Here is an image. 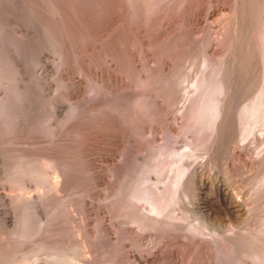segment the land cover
<instances>
[{"label":"rangeland","instance_id":"1","mask_svg":"<svg viewBox=\"0 0 264 264\" xmlns=\"http://www.w3.org/2000/svg\"><path fill=\"white\" fill-rule=\"evenodd\" d=\"M131 1L0 0V76L6 75L0 89V264L63 258L65 264H257L243 253L264 225V109L257 110L264 101L257 100L264 0ZM222 63L231 75L222 87L223 72L213 77L215 87L199 106L203 132H186L187 109L201 94L193 83ZM16 86L17 100L10 98ZM215 89L218 107L233 96L218 139L212 137L218 113L203 114ZM147 95L154 99L146 101ZM165 146L186 153V160L157 156ZM44 158L59 159L64 189H55L54 170L45 171L49 182L31 176L44 171ZM31 160L37 168H29ZM183 163L193 170L197 195H179L175 215L149 214L151 201L164 198ZM147 167L153 172L148 179ZM144 173L146 184L140 183ZM27 203L36 206L30 205L36 220L20 236ZM205 208L209 216L201 214ZM139 214L157 219L155 226L135 224ZM189 225H200L203 235L196 237Z\"/></svg>","mask_w":264,"mask_h":264},{"label":"bare ground","instance_id":"2","mask_svg":"<svg viewBox=\"0 0 264 264\" xmlns=\"http://www.w3.org/2000/svg\"><path fill=\"white\" fill-rule=\"evenodd\" d=\"M133 2H134V0H132ZM131 1V2H132ZM136 1H138V0H136ZM142 1H144V0H142ZM60 12V11H59ZM58 13V12H57ZM63 18V17H62ZM58 20V19H57ZM46 33H48V32H46ZM105 34V33H104ZM108 34H106V36H107ZM259 35V34H258ZM262 35V34H261ZM103 37V36H102ZM108 37V36H107ZM94 38H96L95 36H94ZM261 38V37H260ZM263 38H264V36H263ZM85 39V38H84ZM84 39H83V41H84ZM97 39V38H96ZM103 39H105V37H103ZM261 40V39H260ZM89 41V40H88ZM98 42V41H97ZM262 42V41H261ZM82 43V42H81ZM86 43V42H85ZM90 43V42H89ZM93 44V43H92ZM262 44V43H261ZM264 44V43H263ZM263 46V45H262ZM261 46V47H262ZM86 47H87V45H86ZM102 47V46H101ZM100 48V47H99ZM88 49H90V48H88ZM63 50V49H62ZM65 50V49H64ZM93 50V49H92ZM262 51V50H261ZM63 52V51H62ZM90 52V51H89ZM86 54V53H85ZM263 54V53H262ZM67 56V55H66ZM264 56V55H263ZM261 57H262V55H261ZM64 59V58H63ZM109 59V58H108ZM113 59H115V58H113ZM65 60V59H64ZM64 60H62V61H64ZM107 60V59H106ZM112 60V59H111ZM69 61V60H68ZM114 61V60H113ZM207 61V60H206ZM231 61V60H230ZM65 62V61H64ZM63 62V63H64ZM263 62V61H262ZM65 65H66V63H65ZM204 65V64H203ZM259 65V64H258ZM264 65V64H263ZM263 65H261V67L263 66ZM67 66V65H66ZM102 66V65H101ZM231 66H233V65H231ZM260 66V65H259ZM228 66L226 65V64H221V65H218V66H216V67H214V69H211V72L210 73H208L207 74V72L206 73H204L203 74V76L197 81V83L196 84H194L193 83V85H194V87L196 86V88L197 89H200L201 90V94L200 95H198V97L196 98V100H194L191 104L192 105H190V107H189V109H187L188 111V114H186L187 116H189L188 117V119H189V124L187 123V125H186V127H185V131L186 132H192V131H197V130H199V132L201 133V132H203L202 130H201V128H200V125H201V123L200 122H198L199 120H198V118H199V116L201 117V115H199L198 116V113L200 114L201 112H199V106L200 105H202V100H204L203 98H204V96H205V94H207L208 93V91L209 90H211L212 88H213V86L215 87V82H214V75L215 74H221L222 72V74H223V76L218 80V85H221V87H222V85H225L226 86V84H227V82L229 81V76L231 75L229 72H228V68H227ZM117 68V67H116ZM261 69V68H260ZM68 72V71H67ZM257 72V71H256ZM261 72V71H260ZM92 73V72H91ZM167 73H168V71H167ZM230 75H229V74ZM165 74H166V72H165ZM221 74V75H222ZM119 75H121V74H119ZM161 75H162V73H161ZM171 75V74H170ZM5 76L6 75H1L0 76V89L2 88V86H3V81L5 80ZM160 77H162V76H160ZM187 77V76H186ZM261 77H262V82H261V86H260V88H258L259 90V98H257V100L258 99H260V98H264V67H263V73H261ZM18 78V77H17ZM164 78V77H163ZM162 78V79H163ZM19 79V78H18ZM72 79V78H71ZM161 79V80H162ZM165 79V78H164ZM170 79V78H169ZM258 79H259V77H258ZM168 80V79H167ZM172 80V79H171ZM188 80V79H187ZM16 81V80H15ZM67 81V80H66ZM65 81V82H66ZM123 81V80H122ZM64 82V81H63ZM143 82V81H142ZM165 82V81H164ZM169 82H170V80H169ZM173 82V80L171 81V83ZM194 82V81H193ZM67 83V82H66ZM65 83V84H66ZM74 83V82H73ZM127 83V82H126ZM192 83V82H191ZM64 84V85H65ZM142 84V83H141ZM71 85V84H70ZM120 85V84H119ZM166 85H168V84H166ZM191 85V84H190ZM65 86H69V84H66ZM121 86V85H120ZM144 86H145V83H144ZM257 86V85H256ZM70 87V86H69ZM68 87V88H69ZM76 87V86H75ZM190 87V86H189ZM193 87V86H192ZM191 87V88H192ZM167 88V87H166ZM195 88V89H196ZM70 89V88H69ZM144 89V88H143ZM71 90V89H70ZM69 90V91H70ZM73 90V89H72ZM72 90L70 91V92H72ZM226 90V89H225ZM21 91V90H20ZM20 91H19V87H14V89H13V91L11 92V94H10V98L11 99H15V100H17L18 98H20L19 96H20ZM99 91V90H98ZM199 91V90H198ZM217 91V89H215V90H213V92L210 94V97H209V100H210V102H209V104H210V106H209V104L207 103V106L205 107V111H203V114H204V112L205 113H207V112H210V111H215V113H214V115L215 116H213V117H216V113H218V120H216L215 118V123L212 125L213 126V135H212V137H215V138H217V135L220 133V132H218L219 130H221V128H222V126H223V124H224V126H225V124H226V122H227V119H229V118H227L228 117V115H229V107L231 106L230 105V102H233V100H232V97L230 98H224L225 100H223L220 104L221 105H219V107L218 106H216V105H218V104H216V100L213 98V100H212V96H213V94L215 93ZM229 91V90H228ZM257 91V90H256ZM68 92V91H67ZM75 92V91H74ZM144 92V91H143ZM207 92V93H206ZM141 93V92H140ZM150 93V92H149ZM161 93V92H160ZM168 93V92H167ZM200 93V92H199ZM229 93V92H228ZM254 93H256V92H254ZM68 94H69V92L67 93V94H65V95H67L68 96ZM74 94V93H73ZM163 94V93H162ZM229 94H231V93H229ZM72 95V94H71ZM68 96V98L69 97H72V96ZM98 94H96V96H97ZM161 95V94H160ZM232 95V94H231ZM94 97V100H95V98H97V97ZM149 95H147V97L145 96L144 97V99L147 101V100H153L152 99V96H149ZM155 96V95H154ZM158 96V95H157ZM156 96V97H157ZM162 96V95H161ZM167 96V95H166ZM230 96V95H229ZM93 97V96H92ZM141 96H139V98H140ZM225 97V96H224ZM255 97V96H254ZM138 98V99H139ZM163 98V97H162ZM71 99V98H70ZM186 99H188L187 97H186ZM14 100V101H15ZM135 100V99H134ZM142 100V99H141ZM141 100L140 101H138V102H141ZM166 100V99H165ZM230 100V101H229ZM235 100V99H234ZM256 100V101H257ZM11 101V100H10ZM259 101V100H258ZM262 101V102H261ZM4 102V101H3ZM13 102V101H12ZM155 102V101H154ZM0 103H2V102H0ZM157 103V102H156ZM161 103H163V102H161ZM4 104H5V102H4ZM137 104H141V103H136V105ZM230 105V106H229ZM213 106V107H212ZM255 107H256V104H255ZM8 108V107H7ZM9 108H11V107H9ZM74 107H72L71 109H73ZM233 108V107H232ZM261 108H263L264 109V101L263 100H261L260 99V103H259V105H257V110L259 111ZM4 109H5V107H3V105L2 104H0V110L2 111V113L4 114L5 113V111H4ZM75 109H77V108H75ZM75 109H73V113L75 114L76 112H74V111H76ZM135 109H136V107H135ZM142 109V108H141ZM165 109V108H164ZM180 109V108H179ZM178 109V110H179ZM79 110V109H78ZM82 110V109H81ZM157 110H158V108H157ZM210 110V111H209ZM7 111L8 110H6V114H7ZM11 111V110H10ZM10 111H8V113L10 112ZM140 111V110H139ZM200 111H201V108H200ZM264 111V110H263ZM186 112V110L184 111V113ZM260 112H261V110H260ZM70 113H72V111L70 112ZM69 113V114H70ZM72 113V114H73ZM155 113V112H154ZM234 113V112H233ZM72 114H70V115H72ZM261 114V113H260ZM8 115V114H7ZM76 115V114H75ZM79 115V114H78ZM134 115V114H133ZM164 115V114H163ZM179 115V114H178ZM182 115V114H181ZM74 116V115H73ZM73 116H71V118H73ZM69 117V116H68ZM68 117H66V118H68ZM117 117V116H116ZM136 117V116H135ZM166 117V116H165ZM178 117V116H177ZM181 117V116H180ZM213 117L211 118V120L213 119ZM143 118V117H142ZM259 118V117H258ZM263 117H261V119H262ZM65 119V118H64ZM160 119V118H159ZM182 119H183V117H182ZM200 119V118H199ZM213 119V120H214ZM61 120V119H60ZM166 120V119H165ZM181 120V119H180ZM68 121V120H67ZM69 121H71L70 119H69ZM69 121H68V123H69ZM160 121V120H159ZM258 121H259V119H258ZM257 121V122H258ZM64 122H66V121H64ZM74 122V121H73ZM141 122V121H140ZM263 122V121H262ZM62 123V122H61ZM67 123V124H68ZM161 123V122H160ZM199 123H200V125H199ZM229 123V122H228ZM260 123V122H259ZM66 124V123H65ZM64 124V125H65ZM211 124V123H210ZM234 125V124H233ZM63 126V125H62ZM183 126H184V123H183ZM210 126V125H209ZM228 128H230L229 126H228ZM60 129H61V127H60ZM142 129V128H141ZM150 129V128H149ZM148 130V129H147ZM183 130V129H182ZM204 130V129H203ZM229 130V129H228ZM65 131V130H64ZM222 131V130H221ZM67 132V131H66ZM173 132V131H172ZM171 132V133H172ZM176 132V131H175ZM174 132V133H175ZM186 132H184V133H186ZM198 132V131H197ZM192 133H194V132H192ZM200 133H198V135L200 134ZM68 134V133H67ZM190 134V133H189ZM197 134V133H196ZM203 134H205V132L203 133ZM202 134V135H203ZM206 134H207V131H206ZM205 134V135H206ZM223 134V133H222ZM245 134V133H244ZM140 135V134H139ZM210 135H211V133H210ZM209 135V136H210ZM59 136V135H58ZM137 136V135H136ZM141 136V135H140ZM139 136V137H140ZM145 136V135H144ZM242 136V135H241ZM202 137V136H201ZM203 137H205L204 135H203ZM224 137V136H223ZM229 137V136H228ZM239 137V136H238ZM52 138V137H51ZM208 138V137H207ZM207 138H206V141H207ZM61 139H63V138H61ZM209 139L210 138H208V141H209ZM218 139V138H217ZM226 139H227V137H226ZM56 141V140H55ZM62 141V140H61ZM203 141H205V139H203ZM220 141V140H219ZM134 142V141H133ZM213 142V141H212ZM243 142V141H242ZM241 142V143H242ZM215 143V142H214ZM237 143H238V141H237ZM68 144V143H67ZM171 144V143H170ZM213 144V143H212ZM230 144H232V143H230ZM167 145V144H166ZM173 146V145H172ZM216 146V145H215ZM215 146L213 147H211L209 150L211 151L212 150V148L214 149L215 148ZM229 146V145H228ZM234 146H236V145H234ZM167 147L168 148H170V149H167ZM165 146V148L163 147V148H161V149H159V151L157 152L156 151V153L158 154H156L157 156H161V157H163V155L165 154H167V155H171V157H173V156H178L179 157V162L181 163V162H183L184 161V159H185V157H187V154L185 155V154H181V153H179L178 151H176L175 149H173V147H169V146ZM231 147V146H230ZM207 148V147H206ZM167 149V150H166ZM176 149H178V148H176ZM228 149V148H227ZM166 150V151H165ZM187 149H185V150H183L182 151V153H184V151H186ZM114 151V150H113ZM165 151V152H164ZM181 151V150H180ZM230 151V150H229ZM228 151V152H229ZM110 152V151H109ZM195 152V151H194ZM193 152V153H194ZM206 152V151H205ZM207 152H209V151H207ZM212 152V151H211ZM193 153H191V154H193ZM210 153V152H209ZM214 153V152H213ZM233 153L236 155V154H238V155H240V152H238V153H236V150L235 151H233ZM232 153V154H233ZM231 154V155H232ZM242 154V153H241ZM28 155V154H27ZM197 155V154H196ZM212 155V154H211ZM229 155H230V153H229ZM20 156V155H19ZM31 156V155H30ZM33 156V155H32ZM36 156V155H35ZM109 156V155H108ZM120 156V155H119ZM233 156V155H232ZM43 157V156H42ZM106 157V156H105ZM170 157V156H169ZM262 157V156H261ZM20 158H21V156H20ZM24 158V157H23ZM52 158H54V157H52ZM112 158V157H111ZM194 158V157H193ZM211 158V157H210ZM123 159V158H122ZM155 159H158V157H156ZM168 159H170V158H168ZM188 159H190V158H188ZM191 159H192V157H191ZM37 160V159H36ZM42 160V159H41ZM57 160V159H56ZM59 160V159H58ZM57 160V161H58ZM108 160V159H107ZM112 160V159H111ZM186 160V159H185ZM214 160V159H213ZM262 160V163H264V156H263V158L261 159ZM26 161V160H25ZM30 161V160H29ZM29 161L28 162H26V166H27V163H29ZM44 161V162H43ZM43 161H41V163H44L42 166H43V168H44V171H43V168L41 167V169H42V171L44 172H42V173H40L39 171L37 172H34L35 170H31V172H30V174H32V172H34V174H32L31 176L32 177H34V178H36V175H43V177H45V178H49V176L52 174L51 172L54 170V175H55V177H57V181H58V183H55L56 184V186H55V189L57 190L58 188L61 190L62 189V187H63V189L65 188L64 186H65V184H67L66 183V176L67 175H65L64 173H62L60 170H59V167L62 165H60V164H58V165H60V166H58L57 165V161H55L54 159H51V158H44V160ZM70 161V160H69ZM154 161V160H153ZM152 161V162H153ZM194 161V160H193ZM202 161H203V159H202ZM210 161V160H209ZM231 161V160H230ZM260 161V160H259ZM38 161H32L31 160V162H30V164L28 165L29 166V168L31 169V167H34V168H37V167H35V166H31V164H33V165H36V163H37ZM55 162H57V163H55ZM60 162V161H59ZM173 162V161H172ZM195 162H196V160H195ZM22 163V162H21ZM72 163V162H71ZM164 163V162H163ZM194 163V162H193ZM192 163V164H193ZM199 163V162H198ZM38 164V163H37ZM66 164V163H65ZM106 164V163H105ZM118 164V163H117ZM155 164V163H154ZM191 164V163H190ZM204 164V163H203ZM255 164V163H254ZM22 165V164H21ZM40 165V164H39ZM56 165L58 166V169H56ZM112 165V164H111ZM116 165V164H115ZM144 165V164H143ZM146 165V164H145ZM156 165V164H155ZM155 165H152V166H155ZM158 165V164H157ZM172 165V164H171ZM182 165V164H181ZM181 165H180V167H181ZM251 165V164H250ZM23 166V165H22ZM22 166H21V168H22ZM28 166L25 168L24 166V169H27L28 168ZM31 166V167H30ZM71 166V165H70ZM113 166V165H112ZM111 166V167H112ZM150 166V165H149ZM151 166V167H152ZM163 166H164V164H163ZM166 166V165H165ZM172 166H175L174 164L172 165ZM203 166V165H202ZM255 166V165H254ZM264 166V165H263ZM145 167V166H144ZM171 167V166H170ZM179 167V166H178ZM196 167V166H195ZM251 167V166H250ZM18 169H19V171H20V165L17 167ZM154 167H152V169H153ZM160 168V167H159ZM176 168V167H175ZM191 168V167H190ZM23 168H22V170H24ZM30 169H29V171H30ZM48 169H51L52 171H50V173L51 174H48L47 176H45L46 174H45V171L47 172L48 171ZM60 169H63L64 170V167L63 168H60ZM69 169V168H68ZM115 169V168H114ZM117 169H118V167H117ZM147 169H148V167H147ZM172 169H173V167H172ZM15 170H17V169H15ZM163 170V169H162ZM161 170V171H162ZM169 170V169H168ZM19 171L17 170V172L19 173ZM24 171H26V170H24ZM29 171H26V172H23V174H28L29 173ZM48 171V172H49ZM143 171H144V169H143ZM142 171V172H143ZM148 171H149V169H148ZM147 171V172H148ZM150 171H151V169H150ZM150 171H149V173H146L147 175L148 174H150ZM155 171V170H154ZM189 170H188V166H187V168H186V166L184 165V163H183V165H182V167L180 168V170H179V172H178V175H177V177L175 178V180L173 181V183H171V186H170V189H168L167 190V192H166V194L164 195V198L161 200V201H156L155 202V200H157V199H155L154 201H153V203H152V201H151V209H150V212H149V210H148V212H149V214L150 213H156L157 215H163L166 211H169V212H171L170 214H173V215H175L174 214V212H176V211H174V209H175V207L177 208V206H175L176 204H177V201H178V199H179V195H185V196H187L188 194H195V195H197V192L196 191H194L193 190V183H195V182H193V179L195 178L194 176V173L191 171V169H190V171L192 172H188ZM196 171V170H195ZM15 172V171H14ZM16 172V173H17ZM22 172V171H21ZM20 172V173H21ZM28 172V173H27ZM152 172V171H151ZM160 172V171H159ZM35 173H36V175H35ZM37 173H39V174H37ZM92 173V172H91ZM153 173V172H152ZM151 173V174H152ZM160 173H162V172H160ZM163 173H164V171H163ZM67 174V173H66ZM69 174V173H68ZM145 174V173H144ZM144 175L143 176V179L142 180H145V181H142L141 180V182L140 183H145L146 182V176L147 175ZM191 174V175H190ZM264 174V173H263ZM153 175V174H152ZM176 175V174H175ZM192 175H194V176H192ZM21 176V175H20ZM30 175L29 176H27V177H31ZM140 176V175H139ZM23 177H25V176H23ZM53 177V176H52ZM148 177H149V175L147 176V179H148ZM151 177V176H150ZM149 177V178H150ZM194 177V178H193ZM26 178V177H25ZM24 178V179H25ZM48 178H47V180H48ZM139 178V177H138ZM32 179V178H31ZM37 179H39L38 177H37ZM43 179V178H42ZM50 179V178H49ZM59 179V180H58ZM21 180V179H20ZM27 180V179H26ZM52 180H53V178H52ZM68 180V179H67ZM152 180V179H151ZM22 181V180H21ZM44 181V180H43ZM148 181V180H147ZM261 182H263V184H264V176L261 178V180H260ZM23 182V181H22ZM48 182H49V180H48ZM140 183H139V185H140ZM150 183V182H149ZM260 183V182H259ZM135 184V183H134ZM133 184V185H134ZM146 184V183H145ZM262 184V183H261ZM262 184V186L264 187V185ZM52 185H54V184H52ZM138 185V186H139ZM205 185V184H204ZM197 186V185H196ZM202 186V185H201ZM261 186V185H260ZM261 186V187H262ZM168 187V186H167ZM52 188V187H51ZM201 188V187H200ZM205 188H206V186H205ZM209 188V187H208ZM53 189H54V186H53ZM55 189H54V191H55ZM58 189V190H59ZM131 189H133V188H131ZM131 189H129V190H131ZM198 189V188H197ZM211 189V188H210ZM66 190V189H65ZM128 190V191H129ZM139 190V189H138ZM50 191H52V190H50ZM53 192V191H52ZM56 192V191H55ZM59 192V191H58ZM134 192V191H133ZM200 192V191H199ZM218 192V191H217ZM129 193V192H128ZM137 193V192H136ZM135 193V194H136ZM204 193V192H203ZM223 194H225V193H223ZM134 195V194H133ZM133 195H131V196H133ZM141 195V194H140ZM145 195V194H144ZM199 195V194H198ZM209 195V194H208ZM226 195V194H225ZM185 196H182V198L183 197H185ZM224 196V195H223ZM139 197H141V196H139ZM191 197V196H190ZM197 197V196H196ZM132 198V197H131ZM135 199H137V201L138 200H141V198H138V197H136V195H135V197H134ZM134 198H132L133 199V201H134ZM144 198H145V196H144ZM185 198H187V197H185ZM189 198V197H188ZM219 198V197H218ZM231 198V197H230ZM143 199V198H142ZM203 199V198H202ZM44 200V199H43ZM143 200H145V199H143ZM187 200V199H186ZM196 200V199H195ZM232 200V199H231ZM40 201H42V200H40ZM147 201V200H146ZM145 201V202H146ZM205 201V200H204ZM211 201V200H210ZM148 202H149V200H148ZM155 202V203H154ZM179 202V201H178ZM206 202V201H205ZM221 202V201H220ZM32 203V202H31ZM212 203V202H211ZM225 203V202H224ZM28 204V203H27ZM140 204V203H139ZM206 204V203H205ZM209 204H210V202H209ZM214 204V203H213ZM212 204V205H213ZM230 204V203H229ZM30 205L32 206V204H28V206H27V208L25 209V211L23 212L24 214H22L23 215V217H22V221H21V228H20V232H19V235L20 236H27L28 234L27 233H29L28 232V227H30V225H31V223L34 221V220H36L35 219V217L34 218H32L31 217V215L33 214L32 213V207L34 206L35 208H36V206L35 205H33L32 207H30ZM143 205V204H142ZM207 205V204H206ZM149 206V205H148ZM208 206V205H207ZM228 206H230V205H228ZM134 207V206H133ZM146 207V206H145ZM227 207V206H226ZM34 208V209H35ZM143 208V207H142ZM174 208V209H173ZM207 208V207H206ZM205 208V212H201V210H200V212H201V214H204L205 213V215L206 216H209L210 215V213H211V209H213V208H211V209H206ZM230 208V207H229ZM33 209V210H34ZM137 210V209H136ZM147 210V209H146ZM196 210V209H195ZM217 210V209H216ZM229 210V209H228ZM233 210V209H232ZM35 211V210H34ZM33 211V212H34ZM138 211V210H137ZM140 211H141V209H140ZM144 211V210H143ZM213 211H215V209L213 210ZM147 212V211H146ZM164 212V213H163ZM168 212V213H169ZM188 212V211H187ZM190 212V211H189ZM199 212V213H200ZM229 212V211H228ZM232 212V211H231ZM36 213H37V211H36ZM137 213V212H136ZM140 213V212H139ZM142 213V212H141ZM193 213V212H192ZM195 213V212H194ZM169 214V215H170ZM187 214V213H186ZM200 214V215H201ZM235 214V213H234ZM237 214V213H236ZM156 215V216H157ZM166 215V214H165ZM168 215V216H169ZM199 215V216H200ZM204 215V216H205ZM215 215V214H214ZM213 215V216H214ZM32 216H35V214L34 215H32ZM172 216V215H171ZM159 218L161 217V216H158ZM199 218H201V217H199ZM166 219V218H165ZM164 219V220H165ZM174 219V218H173ZM38 220V219H37ZM146 220H149L150 221V223H148V222H146ZM163 220V221H164ZM200 220V219H199ZM203 220H204V218H203ZM169 221V220H168ZM201 221V220H200ZM35 222V221H34ZM37 222V221H36ZM134 222H135V224L136 223H144L145 225H146V223L147 224H149L150 226H155V224H156V222H157V219H155V218H153V217H151L150 215H141V214H139V216L137 215L136 217H135V219H134ZM160 222H162V221H160ZM159 222V223H160ZM199 222V221H198ZM202 222V221H201ZM204 222V221H203ZM38 223V222H37ZM36 223V224H37ZM158 223V224H159ZM212 223V222H211ZM20 224V223H19ZM18 224V225H19ZM38 224H40V223H38ZM143 224V225H144ZM157 224V225H158ZM197 224V223H196ZM201 224V223H200ZM206 224V223H205ZM205 224H204V227H207V225L205 226ZM209 224V223H208ZM144 225V226H145ZM198 225V224H197ZM40 226V227H39ZM38 227L39 228H41V224L39 225ZM83 226V225H82ZM190 226V231L196 236V237H200V236H202L203 235V232L204 231H202V229L199 227V226H191V225H189ZM214 226V225H213ZM231 226V225H230ZM37 227V230L39 231V230H41V229H39ZM140 227H141V225H140ZM145 227H148L147 225L145 226ZM144 227V228H145ZM263 229L261 230L260 229V231H259V234H256L257 236L255 237V239L253 238L252 239V241H251V237L249 238V240H250V242H248V243H246V246L248 245L249 247H248V249H247V251L246 252H242L243 253V255H246V256H248V257H250V258H252L257 264H264V225H263V227H262ZM83 229V228H82ZM233 229H235V228H233ZM16 230V229H15ZM207 230V229H206ZM84 232H85V230H83ZM83 232V233H84ZM206 232V231H205ZM249 233V232H248ZM79 234V233H78ZM237 234V233H236ZM243 234V236H244V233H242ZM85 235V234H84ZM205 235V234H204ZM215 235V234H214ZM248 235H250V234H248ZM232 236V235H231ZM230 236V237H231ZM247 236V235H246ZM236 237V236H235ZM238 237H240V236H238ZM3 238V237H2ZM1 238V239H2ZM215 238V237H214ZM219 238V237H218ZM217 238V239H218ZM226 238V237H225ZM222 239V238H221ZM227 239H229V238H227ZM227 239H224L225 241L227 240ZM241 239V238H240ZM243 239V238H242ZM247 239V238H246ZM215 240V239H214ZM249 240H247V241H249ZM219 241V240H218ZM223 241V240H222ZM231 241V240H230ZM238 241V239H235V242L234 243H236ZM216 242H217V240H216ZM228 242V241H227ZM233 242V241H232ZM240 242V241H239ZM220 243V242H219ZM223 243H226V242H223ZM216 244H218V242L216 243ZM242 244H244V243H242ZM228 246V245H227ZM244 246V245H243ZM245 246V247H246ZM46 247V246H45ZM216 247H217V245H216ZM239 247V246H238ZM240 247H242L241 245H240ZM221 248V247H220ZM230 248V247H229ZM228 247H227V250L229 249ZM233 248L234 247H232V250H233ZM219 249V248H218ZM231 249V248H230ZM241 249V248H240ZM239 249V250H240ZM237 250V249H236ZM242 250V249H241ZM217 251V250H216ZM229 251H231V250H229ZM222 252H224L223 250H222ZM222 252H220V256H221V258H223V257H228L227 255H230V253L229 252H227V251H225V252H227V253H229V254H224V253H222ZM234 252V251H233ZM236 253V252H235ZM241 253V254H242ZM1 254V253H0ZM224 254V255H223ZM233 254V253H232ZM238 254V253H237ZM236 254V255H237ZM5 255V254H4ZM219 255V254H218ZM239 255V254H238ZM237 255V256H238ZM13 257V256H12ZM8 258V257H7ZM14 258V257H13ZM13 258H12V260H13ZM139 259V261L141 260V258L139 257L138 258ZM21 260V259H20ZM19 260V261H20ZM24 260V259H23ZM61 260V259H60ZM60 260H57L58 262V264H65L66 262H65V260H64V258L60 261ZM224 260H225V258H224ZM229 260V259H228ZM15 261V260H14ZM18 261V263L19 264H21L20 262ZM25 261V260H24ZM60 261V262H59ZM147 261V260H146ZM219 261H221V260H219ZM10 262V261H9ZM16 263L15 264H18L17 263V261H15ZM22 263H23V261H21ZM26 262H28V261H26ZM142 262V261H141ZM226 262H227V260H226ZM13 263V262H12ZM222 263V262H221ZM14 264V263H13ZM23 264H25V263H23ZM29 264V263H28Z\"/></svg>","mask_w":264,"mask_h":264}]
</instances>
